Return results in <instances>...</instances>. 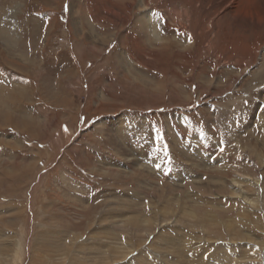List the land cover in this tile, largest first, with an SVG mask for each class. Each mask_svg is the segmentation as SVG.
Masks as SVG:
<instances>
[{"label":"rangeland","instance_id":"obj_1","mask_svg":"<svg viewBox=\"0 0 264 264\" xmlns=\"http://www.w3.org/2000/svg\"><path fill=\"white\" fill-rule=\"evenodd\" d=\"M200 1L0 0V264H264V27Z\"/></svg>","mask_w":264,"mask_h":264},{"label":"bare ground","instance_id":"obj_2","mask_svg":"<svg viewBox=\"0 0 264 264\" xmlns=\"http://www.w3.org/2000/svg\"><path fill=\"white\" fill-rule=\"evenodd\" d=\"M121 3H122V7H121V12L122 13H127V12H130L133 8V4H134V0H120ZM142 3H141V6L144 5L145 7H148L149 9H152L154 10L155 7L157 6H160V7H165L166 5L165 4H169V5H172L173 4V1H182V0H168V1H161V0H141ZM187 0H185L186 2ZM198 2L201 3L200 0H197ZM207 2V5L208 4H216V7L217 6H222V5H225V7L227 8V6L229 7L230 6V9H227L228 12L225 13V17H227V21L228 19L229 20H240L242 21L241 25L242 26H246L248 27L250 30H261V27L263 28L264 27V17L262 15H259L258 14V8L256 7V5H252V3L254 2V0H216V2H214L213 0H206ZM220 1V2H219ZM190 3H192L191 1L186 4H188V6L190 7ZM197 3V2H196ZM185 4V3H184ZM195 4V3H194ZM196 5V4H195ZM203 5V4H202ZM187 6V5H186ZM187 6V7H188ZM198 6V5H196ZM195 6V7H196ZM210 6V5H209ZM186 7V8H187ZM212 7V6H211ZM210 7V8H211ZM256 11V13L253 11V8ZM192 8H194L193 4H192ZM172 9V8H171ZM196 9V8H195ZM198 9V8H197ZM222 9V8H221ZM209 10V9H208ZM211 10V9H210ZM216 10V8H215ZM220 10V9H219ZM165 12H167V15H168V11H167V8L166 10H164ZM173 11V9H172ZM222 11V10H221ZM170 12V11H169ZM185 12V11H184ZM183 11H180V12H177L175 15V20L172 19V22H170L172 25H169V26H173L176 25L178 26L179 28H181V26L185 27V25L183 24L184 22V19H188L187 22L188 23H191V15L190 14H185ZM216 12V11H215ZM219 12V11H218ZM252 12H254L256 14V17L258 19L257 22H255V19H251L252 17L250 15H252ZM206 13V12H205ZM208 13V12H207ZM220 13V12H219ZM216 15H217V12H216ZM219 15V14H218ZM128 16V15H127ZM169 16V15H168ZM196 16V15H195ZM203 16V15H202ZM221 16V15H220ZM219 16V17H220ZM223 17V16H222ZM172 18V17H171ZM215 18V17H214ZM122 20V19H121ZM193 20V19H192ZM171 21V20H169ZM194 22V21H193ZM192 22V23H193ZM229 22V21H228ZM128 23V21H127ZM220 22H218L219 24ZM240 23V22H239ZM126 24V23H125ZM154 27L153 24H152V19L150 21V25L144 27V30L146 33L149 32L150 28ZM177 27V28H178ZM187 27H188V24H187ZM192 27V26H191ZM189 28V27H188ZM187 28V29H188ZM185 29V28H184ZM264 30V29H263ZM189 31V30H187ZM195 32V31H194ZM262 58V57H261ZM261 61V60H259ZM244 73V72H243ZM243 75V74H242ZM240 76V74H239ZM243 77V76H242ZM202 151V150H201ZM199 151V152H201ZM244 181V179H243ZM239 183V182H238ZM147 242V238L144 240V245L145 243ZM142 247V246H141ZM140 247V248H141ZM138 248V249H140Z\"/></svg>","mask_w":264,"mask_h":264},{"label":"crops","instance_id":"obj_3","mask_svg":"<svg viewBox=\"0 0 264 264\" xmlns=\"http://www.w3.org/2000/svg\"><path fill=\"white\" fill-rule=\"evenodd\" d=\"M89 32H92L91 30Z\"/></svg>","mask_w":264,"mask_h":264},{"label":"snow or ice","instance_id":"obj_4","mask_svg":"<svg viewBox=\"0 0 264 264\" xmlns=\"http://www.w3.org/2000/svg\"><path fill=\"white\" fill-rule=\"evenodd\" d=\"M65 130H67V129H65Z\"/></svg>","mask_w":264,"mask_h":264}]
</instances>
